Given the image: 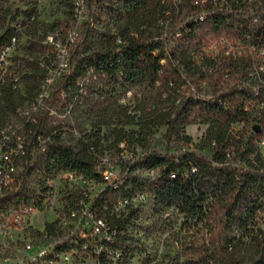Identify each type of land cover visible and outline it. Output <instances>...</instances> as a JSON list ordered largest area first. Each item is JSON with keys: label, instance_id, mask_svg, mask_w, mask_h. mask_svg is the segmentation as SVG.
<instances>
[{"label": "trees", "instance_id": "1", "mask_svg": "<svg viewBox=\"0 0 264 264\" xmlns=\"http://www.w3.org/2000/svg\"><path fill=\"white\" fill-rule=\"evenodd\" d=\"M27 1V41L19 36L0 90L1 153L12 154L0 162V226L42 209L54 193L50 182L72 174L87 187L106 185L94 201L77 191L67 207L102 221L99 235L109 236L99 253L89 239H72L57 257L132 255L133 200L150 195L156 214L177 210L188 225L182 254L168 264H264V0H88L93 20L84 24L75 0H60L68 22L43 29L31 20L40 0ZM10 2L0 0V48L16 34ZM58 44L67 45L68 68L55 78L45 115L39 99L56 73ZM198 123L208 126L200 150L212 157L174 146L145 151L123 161L125 179L107 185L112 148L143 150L164 127L170 143L189 147L186 128ZM141 170L153 176L145 180Z\"/></svg>", "mask_w": 264, "mask_h": 264}, {"label": "rangeland", "instance_id": "2", "mask_svg": "<svg viewBox=\"0 0 264 264\" xmlns=\"http://www.w3.org/2000/svg\"><path fill=\"white\" fill-rule=\"evenodd\" d=\"M9 7H11L12 16L15 19L22 17L24 24L29 23L28 19L30 18L25 15L29 7L27 0H11ZM32 18L37 20L43 29V26L47 28L57 21L68 22L70 13L60 0H40L34 15L31 16V20L34 21ZM79 23L84 24V22ZM21 41L22 43L27 41L25 34L21 37ZM48 41L50 42V39ZM55 77L57 79L60 75L50 76L52 83L47 82L50 89L46 92L44 102L39 104V110L45 115L51 110L49 100L52 99L53 88L57 84ZM132 97L133 94L130 93L127 101H124L128 102ZM14 122L19 123L18 120ZM133 129L137 130L138 127ZM207 129L208 126L202 123L188 126L186 134L191 138L189 147H183V143L178 141L170 143L165 138L167 128L164 127L150 139V143L143 150L140 149V146L134 149L133 146L126 147L125 144L120 146L123 152L112 148L104 158L103 172L110 176L107 185L125 179L128 170L123 169V161L132 159L133 164L134 160H138L139 156L145 154V151L156 150L164 153L167 147L174 146L173 152L188 150L212 157L213 152L210 149L200 150V144ZM235 129L237 131L239 128L235 127ZM1 144L0 140V151ZM261 150L264 152V139L261 142ZM136 153L139 155L133 158ZM1 160L3 157L0 156V162ZM137 174L145 180H149L153 176V174L142 170ZM50 184L54 187V193L49 195L42 209L34 210L18 220L0 226V264H168L173 258L182 254L181 247L189 237L188 225L184 217L174 209L166 214H156L151 196L141 195L133 200L138 219L128 227V232L131 235L130 243L135 248L132 255L122 257L121 254H118L114 257V254L110 252L105 262H98L92 254L85 256L72 253L57 257V247L72 239H89L94 244L96 253L102 251L98 244L109 235L106 232L97 234L96 221L87 212L80 214L70 212L67 200L77 191L85 190L89 193L90 200L94 201L106 185L89 184L87 187L85 182L75 175H64ZM92 207L88 205L87 209L90 210ZM118 211L124 212L125 206L121 205ZM47 223H56L55 232H47ZM260 223L264 230V213L260 215Z\"/></svg>", "mask_w": 264, "mask_h": 264}, {"label": "built area", "instance_id": "3", "mask_svg": "<svg viewBox=\"0 0 264 264\" xmlns=\"http://www.w3.org/2000/svg\"><path fill=\"white\" fill-rule=\"evenodd\" d=\"M75 17L78 20V22H87L92 21L93 16L91 14V8L89 7L88 0H75ZM34 20V18H32ZM10 27L15 31V36L12 38L11 42L7 43L3 47L0 48V90L7 84V79L12 73L13 68V57L16 54L17 49L19 48L20 44V35H24L26 30V25L22 21V17L16 18L11 24ZM78 37V33L76 31H73L67 41L70 43H73L76 38ZM50 39L51 44L54 42V38L52 36L48 37ZM59 50L58 55V67L55 70L56 73L51 72L50 75H60V72H65L68 68V51H67V45H57ZM56 78V77H55ZM48 80V82L52 83ZM47 86V85H46ZM48 87V86H47ZM13 89H17V86L14 85ZM47 92V91H46ZM46 92L44 95H41L39 99V104H42L44 102V97H46ZM9 139V138H7ZM2 141V140H1ZM19 148H22V143H19ZM1 157H3L6 161H11V155L12 154H2L0 151ZM72 174H66L65 176H69ZM106 181H110V176H105ZM123 205L122 203L120 206ZM21 217L18 215L15 220L20 219ZM104 224L102 221L96 222V231L97 234H99L103 228Z\"/></svg>", "mask_w": 264, "mask_h": 264}]
</instances>
